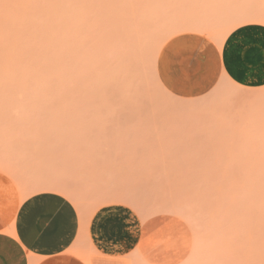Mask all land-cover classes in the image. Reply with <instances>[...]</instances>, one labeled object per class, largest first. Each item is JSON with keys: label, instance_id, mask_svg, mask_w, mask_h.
Masks as SVG:
<instances>
[{"label": "rangeland", "instance_id": "obj_1", "mask_svg": "<svg viewBox=\"0 0 264 264\" xmlns=\"http://www.w3.org/2000/svg\"><path fill=\"white\" fill-rule=\"evenodd\" d=\"M258 17L264 0H0V232L24 200L50 191L83 223L113 204L140 220L131 255L100 260L81 246L68 264H264V88L216 77L203 92L200 42L177 59L175 89L160 72L171 40L201 34L220 49ZM215 127L235 135L219 142L236 143L215 141L230 153L217 158ZM63 129L80 139L61 141Z\"/></svg>", "mask_w": 264, "mask_h": 264}, {"label": "crops", "instance_id": "obj_2", "mask_svg": "<svg viewBox=\"0 0 264 264\" xmlns=\"http://www.w3.org/2000/svg\"><path fill=\"white\" fill-rule=\"evenodd\" d=\"M254 24L255 27L235 28L243 30L242 37L229 44L233 31L220 49L201 34L200 39L183 36L168 42L160 58L165 85L175 89L178 78L173 72L179 65L177 59L194 56L192 49L200 42L197 67L202 70L203 92L216 77L242 89L264 88V29ZM140 242V220L128 206L100 207L83 223L79 209L67 196L39 192L19 206L12 231L0 232V264H68L75 248L81 246H86L100 260L121 259L134 253Z\"/></svg>", "mask_w": 264, "mask_h": 264}, {"label": "bare ground", "instance_id": "obj_3", "mask_svg": "<svg viewBox=\"0 0 264 264\" xmlns=\"http://www.w3.org/2000/svg\"><path fill=\"white\" fill-rule=\"evenodd\" d=\"M247 1H248V0H247ZM248 3H249V2H248ZM247 5H248V4H247ZM247 7H248V6H247ZM217 10H219V9H217ZM214 11H215V10H214ZM219 11H220V10H219ZM238 11H239V10H238ZM241 11H242V10H241ZM245 12H247V11H245ZM216 13H217V12H216ZM219 13H220V12H219ZM234 13H236V12H234ZM63 14H64V13H63ZM228 14H230V13H228ZM254 14H255V13H254ZM233 15H234V14H233ZM236 15H237V13H236ZM244 15H245V14H244ZM260 15H262V14H260ZM220 16L222 17V14H220ZM220 16H219V17H220ZM229 16L231 17V15H229ZM237 16H238V15H237ZM249 16H250V17H253V16H251V15H249ZM255 16H256V15H255ZM255 16H254V17H255ZM257 16H258V13H257ZM240 17H241V16H240ZM250 17H249V18H250ZM260 17H261V16H260ZM260 17H258L257 21L259 20ZM233 18H234V17H233ZM261 18H262V17H261ZM261 18H260V19H261ZM51 19H52V18H51ZM224 19H225V18H224ZM226 19H227V18H226ZM235 19H236V17H235ZM239 19H240V18H239ZM262 19H263V18H262ZM53 20H54V19H53ZM252 20H253V19H252ZM254 20H255V19H254ZM254 20H253V21H254ZM30 21H31V20H30ZM237 21H238V19H237ZM243 21H244V20H243ZM245 21H246V20H245ZM259 21H261V20H259ZM46 22H47V21H46ZM192 22L194 23V20H192ZM205 22H206V21H205ZM215 22H216V21H215ZM228 22H230V21H228ZM240 22H241V21H240ZM212 23H214V22H212ZM226 23H227V21H226ZM252 23H253V22H252ZM254 23H255V22H254ZM194 24H195V23H194ZM202 24H203V22H202ZM202 24H201V25H202ZM231 24H232V23H231ZM238 24H239V23H238ZM197 25H198V24H197ZM197 25H196V26H197ZM203 25H204V24H203ZM203 25L200 26V28H202ZM205 26H206V25H205ZM220 26H221V25H220ZM220 26H219V27H220ZM224 26H227V25H224ZM197 27H199V25H198ZM64 28H65V27H64ZM200 28H199V30H200ZM206 28H207V26H206ZM206 28H205V30H206ZM216 28H217V27H216ZM216 28H215V29H216ZM222 28H224L223 25H222ZM222 28H219V29L222 30ZM229 28L233 29L234 27H233V28H232V27H228V29H229ZM62 29H63V27H62ZM203 29H204V28H203ZM213 29H214V28H213ZM60 30H61V29H60ZM211 30H212V29H211ZM216 30H217V29H216ZM225 30H226V28H225ZM225 30H224V31H225ZM229 30H230V29H229ZM229 30H228V32H229ZM168 31H169V29H168ZM208 31H209V30H208ZM222 31H223V30H222ZM63 32H64V31H63ZM163 32H164V31H163ZM175 32H176V31H175ZM204 32H205V36H207V35H206L207 30L204 31ZM204 32H202L203 35H204ZM218 32H219V31H218ZM226 32H227V31H226ZM169 33H171V31H169ZM178 33H179V32H178ZM178 33H177V34H178ZM207 33H209V32H207ZM161 35H163V33H161ZM161 35H159V36L161 37ZM165 35H167L168 38H169V36H170V35H168V33H165ZM171 35L175 36V35H174V31H173V33H171ZM217 35H218V33H217ZM219 36H220V35H219ZM163 37H164V35H163ZM163 37H162V38H163ZM225 37H226V36H225ZM162 38H159V37H158V39H160V40H161ZM168 38H167V39H168ZM165 39H166V36L164 37V42H165ZM216 39H217V38H216ZM219 39H220V38H219ZM219 39H218V40H219ZM169 40H170V38H169ZM153 41H156V42H157V39H155V40H153ZM153 41H152V42H153ZM216 41H217V40H216ZM156 42H155V43H156ZM159 42L162 43L161 41H159ZM166 42H167V41H166ZM155 43H153V44H155ZM156 44H157V43H156ZM220 44H221V42H220ZM161 45H162V44H161ZM164 45H165V44H164ZM51 48H52V47H51ZM160 48H161V47H160ZM160 48H158V49H160ZM159 52H160V51H159ZM131 56H132V54H131ZM122 58H124V57H122ZM130 58H131V57H130ZM130 58H129V59H130ZM120 59H121V58H120ZM131 59H134V57L131 58ZM121 60H122V59H121ZM121 60H120V61H121ZM126 60H127V58H126ZM132 62H133V61H132ZM118 63H119V61H118ZM123 63H124V62H123ZM124 65H125V64H124ZM129 65H130V64H129ZM122 66H123V65H122ZM119 67H120V66H119ZM116 73H118V72H116ZM139 74H140V73H139ZM121 75H122V74H121ZM118 76H119V74H118ZM139 76H140V75H139ZM135 77L140 78V77L137 76V74H136ZM108 78H109V77H107V80H109ZM128 78H129V77H128ZM137 78H136V79H137ZM95 79H96V78H95ZM99 79L102 81V78H99ZM130 79H132V78H130ZM107 80H106V81H107ZM117 80H118V79H117ZM124 80H125V79H124ZM98 81H99V80H98ZM98 81H97V82H98ZM103 81H105V80H103ZM125 81H126V80H125ZM125 81H124V82H125ZM128 81H130V80H127L126 83H128ZM93 82H94V81H93ZM109 82H112V81H109ZM124 82H123V83H124ZM100 83H101V82H100ZM106 83H107V82H106ZM117 83H118V82H116V84H117ZM121 83H122V82H121ZM109 84H110V83H109ZM111 84H112V83H111ZM113 84L115 85L114 82H113ZM121 85L123 86V84H121ZM100 86H103V85H100ZM97 88H98V87H97ZM104 88H105V87H104ZM113 88H114V87H113ZM117 88H118V86H117ZM95 89H96V88H95ZM102 89H103V88H102ZM115 89H116V88H115ZM96 90H97V89H96ZM100 90H101V89H100ZM103 90H104V89H103ZM105 90H106V89H105ZM112 90H113V89H112ZM124 90L128 92L129 89H124ZM97 91H98V90H97ZM121 91H122V90H121ZM104 92H105V91H104ZM127 92H125V93H127ZM106 93H108L107 90H106ZM95 94H96V93H95ZM110 94H111V93H110ZM127 94H128V93H127ZM127 94H126V95H127ZM103 97H104V96H103ZM91 102H92V101H91ZM125 102H128V101H125ZM125 102H124V104H125V106H126V103H125ZM95 103H96V101H94L93 104H95ZM160 104H161V103H160ZM128 106H129V104H128ZM161 106H162V105H161ZM156 107H157V106H156ZM130 108H131V111H132V108H133V107H130ZM152 108H154V107L152 106ZM165 108H166V107H165ZM133 109H134V108H133ZM140 109H141V108H140ZM154 109H155V108H154ZM154 109H153V110H154ZM166 110H167V109H166ZM166 110H165V111H166ZM222 110H224V109H222ZM225 110H226V109H225ZM139 111H140V110H139ZM155 111H156V113H157L158 110L155 109ZM155 111H154V112H155ZM129 112H130V111H129ZM133 112H134V111H132V113H133ZM137 112H138V110H137ZM137 112H135V113H137ZM161 112H163V111H162V110H159V113H161ZM135 113H134V114H135ZM156 113H155L154 116H156ZM174 113H175V112H174ZM214 113H215V112H214ZM218 113H219V112H218ZM128 114H129V113H128ZM140 114H141V113H140ZM161 114H162V113H161ZM167 114H168V113H167ZM177 115H178V116H176V117H180V116H181V113H180V114H177ZM179 115H180V116H179ZM81 116H82V115H81ZM174 116H175V115H174ZM174 116L171 115L170 119H173ZM220 117H221V115H220ZM83 118H84V117H83ZM162 118H163V117H162ZM192 118H193V117H192ZM45 119H46V117H45ZM158 119H159V118H158ZM163 119H164V118H163ZM167 119L169 120V118H166V120H167ZM193 119H194V118H193ZM42 120H44V118H43ZM152 120H153V119H152ZM155 120H156V119H154V121H155ZM164 120H165V119H164ZM168 120H167V121H168ZM39 121H40V120H39ZM82 121H83V120H82ZM86 121H87V120H86ZM191 121H192L191 119H188V118H187L186 123H187V122L189 123V122H191ZM84 122H85V121H84ZM155 122H156V125H157L158 122H157V121H155ZM161 122H162V121H161ZM181 122L183 123L182 119H181ZM195 122H196V119H195L194 121H192L191 124L193 125ZM90 123H91V122H90ZM92 123H93V121H92ZM174 123H175V122H174ZM93 125H94V124H93ZM173 125H174V124H173ZM217 125H218V124H217ZM82 126H83V125H82ZM97 126H98V125H97ZM97 126H96V127H97ZM219 127L221 128L222 126L219 125ZM219 127H218V128H219ZM67 128H68V127H67ZM174 128L176 129L175 126H174ZM174 128L172 127V129H174ZM181 128L184 129V126H182ZM220 128H219V130H216V127H215V129L212 128L213 131H214V133L216 132L215 134L212 132L211 129H210V130H211V132H212L213 134H212L211 132H209V130H207V132L210 133V136H212V139H215V140H214V143H213L212 141L208 142V145L210 146L209 149H210V150L212 149L211 152L214 153L215 156H216V154H215L214 151L217 150V153H218V154H219V152H220V153L223 152V151H221V150L219 151L218 148H219V149H222V148H226V149H227V148H229V147H231V146L234 147L233 145L236 144L235 142H233V143H235V144H233L232 142L229 141V143H231V144H230L231 146H230L229 143H227V142H224L223 144L221 143V141L219 142V141L217 140V138L219 139L220 137H218V136H221V138L224 137L223 139H226V138H227L226 140H228V136H229V138H230V134H231V133H230L231 131H230V132L226 131V132H228L229 134H228L227 136H222L223 133L225 132V130H224V129H221V131H222V132H221V131H220ZM76 129H77V128H76ZM79 129H80V128H79ZM85 129H86V128H85ZM147 129H149V128H147ZM189 129H190V128H188L187 131H186V129H184V130H185L184 133L186 132L185 134H187V132H188V134H189ZM181 130H182V129H181ZM191 130H192V126H191ZM205 130H206V129H205ZM234 130H236V129H234ZM63 131H65V130L63 129ZM94 131H95V130H94ZM146 131H147V130H146ZM182 131H183V130H182ZM192 131H193V130H192ZM219 131H220V132H219ZM232 131H233V130H232ZM247 131H248V130H247ZM218 132H219L220 134H222V135H217V134H219ZM233 132L236 133V131H233ZM240 132H241V131H240ZM240 132L238 133L239 135H240ZM64 133H65V134L63 135L61 141H63V142L66 141L67 143H69V142H70L69 140H72V139L74 138V135L76 134V133H75V134L73 135L74 132L72 133V131H71V133H69V131H67V130H66ZM67 133L69 134V137H70L69 139L66 138V136H65V135H67ZM77 133H78V132H77ZM79 133H80V132H79ZM205 133H206V131H205V132L203 131L202 134H203L204 136H207V135H206L207 133H206V134H205ZM241 133H242V132H241ZM243 133H244V132H243ZM243 133L241 134V136H243ZM248 133H250V132H248ZM71 134H72V135H71ZM146 134H148V133H146ZM185 134H182V135H184L185 137H186V136H187V137L189 136V135H185ZM236 134H237V133H236ZM82 135H83V134H81V137H82ZM91 135H92V134H91ZM98 135H99V134H98ZM191 135H193V133H191ZM191 135H190V136H191ZM213 135H214V136L216 135L217 138H216V137H213ZM64 136H65V139H64ZM72 136H73V138H72ZM75 136H76V135H75ZM83 136H84V135H83ZM89 136H90V134H89ZM94 136H95V135H93V137H94ZM129 136H131V135L128 134V137H129ZM133 136H134V135H132L131 137H133ZM149 136H150V135H149ZM210 136H207V137H210ZM231 136H235V135L232 133ZM237 136H238V135H236V137H237ZM244 136H247V134H245ZM67 137H68V136H67ZM76 137H77V136H76ZM76 137L74 138L75 140H77V138L80 139V136L77 137V138H76ZM96 137H99V136H95V138H96ZM150 137H151V136H150ZM192 137H193V136H192ZM82 138H83V137H82ZM82 138H81V140H82ZM99 138H100V137H99ZM143 138H144V137H143ZM193 138H194V137H193ZM67 139H68V141H67ZM85 139H86V138H85ZM88 139H91V137H90V138L88 137ZM88 139H86L85 141H87ZM97 139H98V138H97ZM100 139H101V138H100ZM202 139H204V138H202ZM208 139H209V138H208ZM83 140H84V138H83ZM91 140H92V141H95L96 143H98L97 140L94 139V138L91 139ZM124 140H125V139H124ZM188 140H190V139H187V141H188ZM226 140H224V141H226ZM229 140H230V139H229ZM246 140H247V139H246ZM248 140H249V139H248ZM248 140H247V141H248ZM251 140H252V139H251ZM251 140H250V142H251ZM190 141H192V140H190ZM193 141H194V139H193ZM215 141H216L218 144L221 143V144L217 145V146H219L218 148L215 147V145L217 144ZM231 141H233V140H231ZM63 142H62V143H63ZM72 142H73V140H72ZM136 142H138V141H136ZM204 142H206V141H204ZM222 142H223V141H222ZM244 142H246V141H244ZM73 143H74V142H73ZM85 143H86V142H85ZM87 143H90V141L87 142ZM93 143H94V142H93ZM99 143H101V142L99 141ZM138 143H139V142H138ZM210 143L213 144V145L215 144L214 147H213ZM225 143H226V145H229V147H227V146L225 145ZM240 143H241V142H240ZM247 143H249V142H247ZM132 144H133V142H132ZM97 145H98V144H97ZM100 145H101V144H100ZM100 145H99V146H100ZM220 145L223 146V147H221ZM211 146H212V147H211ZM93 147H94V146H93ZM141 147H142V146H141ZM144 148H145V147H144ZM215 148H216V149H215ZM249 148H250V147H249ZM226 149L224 150V152H227ZM239 151H240V150H239ZM224 152H223V153H224ZM227 153L230 154L229 152H227ZM240 153H241V152H240ZM249 153H250V152H249ZM196 154H198V152H197V153L195 152V155H196ZM220 155H221V154H220ZM220 155H219L218 157H220ZM225 155L227 156V154H225ZM241 155H242V154H241ZM241 155H240V156H241ZM242 156H243V155H242ZM231 157H232V156L230 155V159H231ZM233 157H234V156H233ZM238 157H239V156H238ZM238 157H236V158H238ZM183 158H185V157H183ZM216 158H217V156H216ZM245 158H246V157H245ZM185 159H186V158H185ZM185 159H184V160H185ZM227 159H228V158H227ZM240 159H241V158H240ZM242 159H244V158H242ZM242 159H241V160H242ZM221 160H222V159H221ZM232 160H233V159H232ZM245 160H246V159H245ZM218 161H220V160H218ZM234 161H235V160H234ZM232 163H233V162H232ZM135 168H137V167H135ZM123 170H124V169H123ZM125 171H126V172H129V171H127V170H125ZM134 171H135V169H134ZM134 171H130V173L133 174ZM137 171H138V170H137ZM137 171H136V172H137ZM140 171L143 173V170H140ZM142 173H141V174H142ZM133 177H134V175H133ZM0 209H1V207H0ZM2 211H3V210H2ZM2 211L0 210V212H2ZM147 241H148V240H147ZM149 243H150V242H149ZM150 246H151V245H150Z\"/></svg>", "mask_w": 264, "mask_h": 264}, {"label": "snow or ice", "instance_id": "obj_4", "mask_svg": "<svg viewBox=\"0 0 264 264\" xmlns=\"http://www.w3.org/2000/svg\"><path fill=\"white\" fill-rule=\"evenodd\" d=\"M255 26L256 25L254 23L253 24H245V25H243V28H250V27H255ZM259 27L261 29H264V20H262V21L259 22ZM243 34H244L243 33V30L238 28L235 31V33L233 35H231L228 43L231 44L232 42L239 40L242 37ZM213 55L214 56L217 55L214 50H213ZM217 68H219V60H218V57H217ZM113 226L116 227L117 225L114 223Z\"/></svg>", "mask_w": 264, "mask_h": 264}]
</instances>
